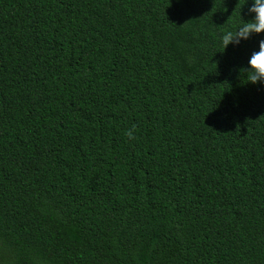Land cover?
<instances>
[{
	"label": "trees",
	"instance_id": "trees-1",
	"mask_svg": "<svg viewBox=\"0 0 264 264\" xmlns=\"http://www.w3.org/2000/svg\"><path fill=\"white\" fill-rule=\"evenodd\" d=\"M249 2L0 0V264H264Z\"/></svg>",
	"mask_w": 264,
	"mask_h": 264
},
{
	"label": "clouds",
	"instance_id": "clouds-1",
	"mask_svg": "<svg viewBox=\"0 0 264 264\" xmlns=\"http://www.w3.org/2000/svg\"><path fill=\"white\" fill-rule=\"evenodd\" d=\"M245 16L249 20H242L234 31L224 32L220 37V42L224 48L228 45H239L250 36L264 33V0H250ZM242 70L247 83L264 85V38L257 42L256 50L251 52L246 63L237 69ZM129 139L132 138L131 131L125 133Z\"/></svg>",
	"mask_w": 264,
	"mask_h": 264
}]
</instances>
